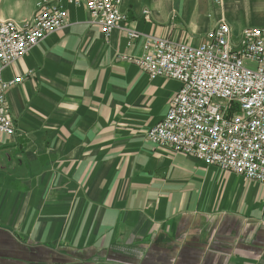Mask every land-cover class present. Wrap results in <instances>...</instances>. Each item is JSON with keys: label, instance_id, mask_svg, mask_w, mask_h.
<instances>
[{"label": "crops", "instance_id": "1", "mask_svg": "<svg viewBox=\"0 0 264 264\" xmlns=\"http://www.w3.org/2000/svg\"><path fill=\"white\" fill-rule=\"evenodd\" d=\"M4 1L0 19L33 14ZM122 8L135 30L191 45L220 22L235 37L264 27V0ZM89 19L68 5L64 27L3 70L34 75L7 93L17 132H0V264L40 262L48 248L64 264H264V186L154 146L147 132L180 83L120 58L140 56L144 38H107Z\"/></svg>", "mask_w": 264, "mask_h": 264}, {"label": "built area", "instance_id": "2", "mask_svg": "<svg viewBox=\"0 0 264 264\" xmlns=\"http://www.w3.org/2000/svg\"><path fill=\"white\" fill-rule=\"evenodd\" d=\"M124 0H39L28 20L0 19V132L16 134L7 93L28 70L12 79L3 70L62 29L68 5L84 7L105 37L144 38L140 56H120L152 77L177 80L167 115L147 132L154 145L235 172L264 185V27H246L235 37L220 22L198 45L143 34L128 24ZM149 18L150 11H143Z\"/></svg>", "mask_w": 264, "mask_h": 264}, {"label": "rangeland", "instance_id": "3", "mask_svg": "<svg viewBox=\"0 0 264 264\" xmlns=\"http://www.w3.org/2000/svg\"><path fill=\"white\" fill-rule=\"evenodd\" d=\"M2 0H0V2H1ZM39 0H5L4 1V5H3V7H5V9H7V10H16V11H18L19 13H21V14H24V16H29L30 14H31V12H32V10L34 9V11H33V13L37 10V7H36V4H37V2H38ZM8 6V7H7ZM35 7V8H34ZM150 11V10H149ZM150 15V14H149ZM30 18V17H29ZM28 18V19H29ZM27 19V20H28ZM211 32V31H210ZM209 34V33H208ZM207 34V35H208ZM207 35L205 36V39L207 38ZM203 42V41H202ZM154 145V144H153ZM154 146H156V145H154ZM156 147H158V146H156ZM158 148H162V147H158ZM168 150H170L171 152H174V153H180V152H176V151H173V150H171V149H168ZM180 154H182V153H180ZM185 155V154H184ZM186 156H188V155H186ZM188 157H190V156H188ZM191 159H194L195 160V158H193V157H190ZM203 163V165L205 166V167H208V168H214L213 166L214 165H208V164H206V163H204V162H202ZM215 167H217L216 169H218V170H220V171H226V172H231V171H227V170H224V169H222V168H220V167H218V166H215ZM232 173H235V172H232ZM235 174H237V173H235ZM238 176H242V175H240V174H237ZM242 178H244V180H246V181H249V182H254V183H256L255 181H253V180H249V179H246L244 176H242ZM258 183V182H257ZM259 185H261V186H264V185H262V184H260V183H258ZM23 243V245L26 247V248H24L25 250H35L34 249V247H38V246H32L31 244H26V242L24 241V242H22ZM28 247V248H27ZM42 249H43V247H42ZM45 249V248H44ZM49 249H51V248H48V249H46V252H47V254H44V253H42L43 252V250H41V253H39V259H41L40 260V262H33V259L31 258V255H28V256H30V257H26L24 260L26 261V264H64L63 262H61V263H58L57 262V260H52L51 258H48V254H51L50 253V250ZM35 260H36V258H35ZM58 261H61V260H58ZM94 264H98V262H100V260H97V259H94Z\"/></svg>", "mask_w": 264, "mask_h": 264}]
</instances>
